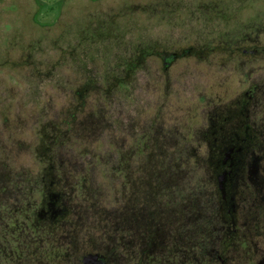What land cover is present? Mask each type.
Wrapping results in <instances>:
<instances>
[{
    "label": "rangeland",
    "instance_id": "obj_1",
    "mask_svg": "<svg viewBox=\"0 0 264 264\" xmlns=\"http://www.w3.org/2000/svg\"><path fill=\"white\" fill-rule=\"evenodd\" d=\"M248 4L0 0V264H221V243L244 264L248 229L264 258V15L242 22Z\"/></svg>",
    "mask_w": 264,
    "mask_h": 264
},
{
    "label": "flooded vegetation",
    "instance_id": "obj_2",
    "mask_svg": "<svg viewBox=\"0 0 264 264\" xmlns=\"http://www.w3.org/2000/svg\"><path fill=\"white\" fill-rule=\"evenodd\" d=\"M173 56H175V54H170V56H166V55L163 56V64H164V66L167 64L166 59L167 58L170 59ZM227 155H229V152H226V156ZM223 161L225 162L226 161V158ZM226 172H227V170H223L222 171V174H220L218 176L219 187L222 190V197L223 198H225V195H224L223 185L221 183V180H222V178H223V176L225 175ZM228 211H229V209H228ZM236 230H237L236 228H231V232H230V229H228V228L223 229L222 239L223 240H225V239L228 240L227 238L230 235H236L237 234L236 233ZM257 234L258 233H255L251 229H248L247 231H244V233L242 234L243 237L241 236L242 238H240V242H239V248H240V250H239L240 251L239 252V256L243 258L244 264L245 263H249V264H262L263 263V259L264 258H260V259H255L254 258L255 253H254V250L251 249V246H256V244L253 245L250 242V240H249L252 236H255L254 237V239H255L256 236H257ZM249 245H250V248H249ZM220 246H221V248L218 249V252L215 254V257L217 258V260L221 264H226V259L231 254V250L229 249V246L227 247V246L223 245V243H221ZM102 260H103V262H95L94 264H105L106 260H105V257L104 256H103Z\"/></svg>",
    "mask_w": 264,
    "mask_h": 264
},
{
    "label": "clouds",
    "instance_id": "obj_3",
    "mask_svg": "<svg viewBox=\"0 0 264 264\" xmlns=\"http://www.w3.org/2000/svg\"><path fill=\"white\" fill-rule=\"evenodd\" d=\"M258 14L264 15V0H249L248 6L244 9L241 15L242 22L247 23L249 20L255 19ZM136 16L138 23L142 26L155 24V19L153 18L152 20H149L147 13L138 12ZM168 30V25L160 24L156 27H149L148 35L153 40H158L164 38L168 33Z\"/></svg>",
    "mask_w": 264,
    "mask_h": 264
},
{
    "label": "water",
    "instance_id": "obj_4",
    "mask_svg": "<svg viewBox=\"0 0 264 264\" xmlns=\"http://www.w3.org/2000/svg\"><path fill=\"white\" fill-rule=\"evenodd\" d=\"M102 258L103 256L98 253H88L82 257L81 262L82 264H94L95 262H103Z\"/></svg>",
    "mask_w": 264,
    "mask_h": 264
}]
</instances>
